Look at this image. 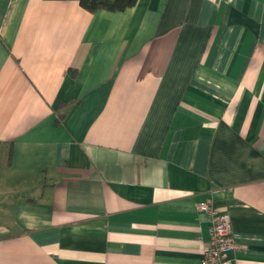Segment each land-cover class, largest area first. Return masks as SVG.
I'll return each mask as SVG.
<instances>
[{"label": "crops", "instance_id": "crops-1", "mask_svg": "<svg viewBox=\"0 0 264 264\" xmlns=\"http://www.w3.org/2000/svg\"><path fill=\"white\" fill-rule=\"evenodd\" d=\"M202 201L264 264V0H0V264H201Z\"/></svg>", "mask_w": 264, "mask_h": 264}, {"label": "built area", "instance_id": "built-area-1", "mask_svg": "<svg viewBox=\"0 0 264 264\" xmlns=\"http://www.w3.org/2000/svg\"><path fill=\"white\" fill-rule=\"evenodd\" d=\"M199 210L212 216L209 245L204 250L201 264H233L228 257V251L233 246L229 216L219 214L208 201L200 202Z\"/></svg>", "mask_w": 264, "mask_h": 264}, {"label": "trees", "instance_id": "trees-1", "mask_svg": "<svg viewBox=\"0 0 264 264\" xmlns=\"http://www.w3.org/2000/svg\"><path fill=\"white\" fill-rule=\"evenodd\" d=\"M136 2L137 0H80V4L91 12L99 9L112 12L124 11Z\"/></svg>", "mask_w": 264, "mask_h": 264}]
</instances>
